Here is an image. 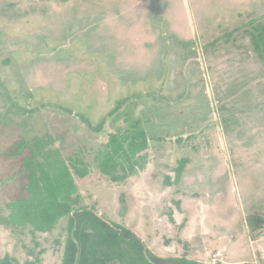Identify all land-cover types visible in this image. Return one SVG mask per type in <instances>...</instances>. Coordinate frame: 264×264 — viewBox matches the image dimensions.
<instances>
[{
    "label": "rangeland",
    "instance_id": "obj_1",
    "mask_svg": "<svg viewBox=\"0 0 264 264\" xmlns=\"http://www.w3.org/2000/svg\"><path fill=\"white\" fill-rule=\"evenodd\" d=\"M61 163L150 255L263 262L264 0H0V260L62 263L71 213L29 217Z\"/></svg>",
    "mask_w": 264,
    "mask_h": 264
},
{
    "label": "trees",
    "instance_id": "obj_2",
    "mask_svg": "<svg viewBox=\"0 0 264 264\" xmlns=\"http://www.w3.org/2000/svg\"><path fill=\"white\" fill-rule=\"evenodd\" d=\"M105 119L98 125L89 126L94 131H99L104 125ZM139 149L147 147L145 133H141ZM103 173L111 174L110 168L105 163L100 165ZM86 169L77 171L79 177L86 175ZM126 175L114 176V181L124 180ZM40 180L34 181L35 197L37 202L31 203L32 212H29L31 221L39 230L50 228L54 222L71 213L70 227L76 224L74 236L67 240V248L61 264H196L189 263L179 258H163L150 255L143 241L129 229L121 227L113 221H107L96 210L83 207L72 210L68 203V196L75 191V183L69 167L61 163L59 167L50 173L45 168L41 169ZM146 254L148 257H146ZM0 264H13L10 259L0 260ZM239 264V263H238ZM247 264V263H242ZM259 264H264L260 262Z\"/></svg>",
    "mask_w": 264,
    "mask_h": 264
},
{
    "label": "water",
    "instance_id": "obj_3",
    "mask_svg": "<svg viewBox=\"0 0 264 264\" xmlns=\"http://www.w3.org/2000/svg\"><path fill=\"white\" fill-rule=\"evenodd\" d=\"M98 215L101 217L100 214H98ZM75 228H76V224H74V226L72 228V232H71V237H73L74 239H75V236H74ZM77 257H78V251H77V254H76V258H75L74 264H76V262H77ZM197 264H207V263H197Z\"/></svg>",
    "mask_w": 264,
    "mask_h": 264
},
{
    "label": "crops",
    "instance_id": "obj_4",
    "mask_svg": "<svg viewBox=\"0 0 264 264\" xmlns=\"http://www.w3.org/2000/svg\"><path fill=\"white\" fill-rule=\"evenodd\" d=\"M146 139H147V137H146ZM98 213V212H97ZM99 214V213H98ZM101 215V214H100Z\"/></svg>",
    "mask_w": 264,
    "mask_h": 264
}]
</instances>
